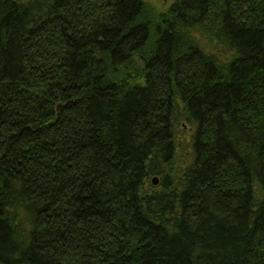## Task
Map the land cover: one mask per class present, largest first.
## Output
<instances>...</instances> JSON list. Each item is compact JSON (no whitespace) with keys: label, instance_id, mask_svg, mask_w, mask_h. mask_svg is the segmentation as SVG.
I'll use <instances>...</instances> for the list:
<instances>
[{"label":"trees","instance_id":"trees-1","mask_svg":"<svg viewBox=\"0 0 264 264\" xmlns=\"http://www.w3.org/2000/svg\"><path fill=\"white\" fill-rule=\"evenodd\" d=\"M0 264H264V0H0Z\"/></svg>","mask_w":264,"mask_h":264},{"label":"rangeland","instance_id":"rangeland-1","mask_svg":"<svg viewBox=\"0 0 264 264\" xmlns=\"http://www.w3.org/2000/svg\"><path fill=\"white\" fill-rule=\"evenodd\" d=\"M152 3H154L156 6L160 7V8H165L167 7L172 0H150ZM186 128V127H185ZM183 139L185 143H188V133L183 135ZM184 144V143H183ZM189 150V146L185 147V153ZM183 159V157H182ZM182 159L180 160V162L182 163ZM159 179V178H158Z\"/></svg>","mask_w":264,"mask_h":264},{"label":"water","instance_id":"water-1","mask_svg":"<svg viewBox=\"0 0 264 264\" xmlns=\"http://www.w3.org/2000/svg\"><path fill=\"white\" fill-rule=\"evenodd\" d=\"M152 182H153V184L158 183V177L156 175L152 177Z\"/></svg>","mask_w":264,"mask_h":264}]
</instances>
